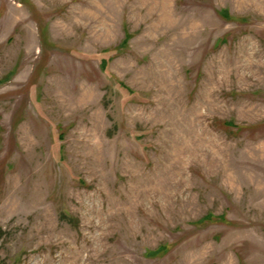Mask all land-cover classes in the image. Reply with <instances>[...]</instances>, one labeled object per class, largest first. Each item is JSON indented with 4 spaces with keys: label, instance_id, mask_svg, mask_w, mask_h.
<instances>
[{
    "label": "rangeland",
    "instance_id": "374dc122",
    "mask_svg": "<svg viewBox=\"0 0 264 264\" xmlns=\"http://www.w3.org/2000/svg\"><path fill=\"white\" fill-rule=\"evenodd\" d=\"M0 264H264V0H0Z\"/></svg>",
    "mask_w": 264,
    "mask_h": 264
}]
</instances>
